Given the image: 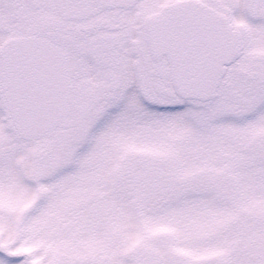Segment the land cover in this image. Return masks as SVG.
<instances>
[{
  "label": "snow or ice",
  "instance_id": "1",
  "mask_svg": "<svg viewBox=\"0 0 264 264\" xmlns=\"http://www.w3.org/2000/svg\"><path fill=\"white\" fill-rule=\"evenodd\" d=\"M0 264H264V0H0Z\"/></svg>",
  "mask_w": 264,
  "mask_h": 264
}]
</instances>
